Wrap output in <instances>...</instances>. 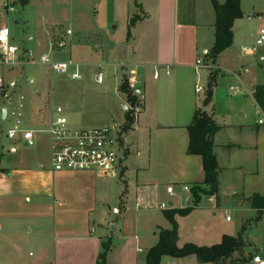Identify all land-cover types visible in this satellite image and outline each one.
Instances as JSON below:
<instances>
[{
  "label": "crops",
  "instance_id": "0c3cea01",
  "mask_svg": "<svg viewBox=\"0 0 264 264\" xmlns=\"http://www.w3.org/2000/svg\"><path fill=\"white\" fill-rule=\"evenodd\" d=\"M6 1L0 0V28L5 26L2 8ZM216 1L220 6L226 2ZM86 8L111 18L121 14L126 16L127 24L131 14L136 12L140 16L132 27L134 35L128 39L134 44L132 50L138 54L144 73L143 86L134 87L141 109L136 111L128 134L136 140V155L133 156L125 137L124 164L118 168L119 182L114 187L107 176H114L115 168L109 173L53 172L50 143L39 144L37 137L47 134L44 125L49 126L52 110L49 115L40 114L36 121L33 101L29 100L24 109L29 127L24 130L35 132L36 145L27 148L20 137L10 147L9 157L5 159L2 154L0 159V169L4 170L0 172V264H97L102 245L107 242L112 246L106 264H146L160 232L172 229L165 213L193 205L192 194L184 192L183 187L203 185L201 157L187 154L188 127L198 110L207 113L220 128L214 137L218 192L202 197L188 215L175 217L177 245L212 247L220 244L224 236L237 238L243 234L244 255L250 258L246 264H252L253 256L264 246L253 232L263 222L264 214L253 208L251 202L254 196L264 198V126L258 124L264 114L254 98L256 89L264 87V65H260L259 74L253 75L245 66L242 72H233L236 87L244 90L242 94L234 95V87H230V93L220 91L218 76L226 78L223 72H229L222 58L234 42L214 65L208 61L217 19L211 0H204L200 11L197 0H64V14L74 25L72 33H92L90 37L101 44L103 31L91 26L78 27L83 20L76 18L82 17ZM243 19L244 15L234 26ZM61 28L58 23L50 24L48 34L53 43ZM259 50L260 61L264 62V47ZM198 60L210 67L204 77V92L200 94L195 88L206 68L196 70ZM129 67L121 68L130 76L135 75L134 71L129 73ZM212 69L217 72L215 87L211 102L205 106ZM150 70L154 71L152 79H148ZM155 73L159 74L157 79ZM28 79L35 82L34 77ZM125 98L127 111H133ZM2 108L0 117L6 120ZM169 187L174 188L173 196L167 192ZM109 188H121V193L116 191L114 203ZM233 198L241 214L233 229L236 233L230 228L233 219L221 220L223 214L230 213L226 207ZM166 203L168 209L161 210L160 206ZM250 212L253 216L247 217ZM29 248H34L36 254L27 255ZM161 264L200 263L190 256L164 257Z\"/></svg>",
  "mask_w": 264,
  "mask_h": 264
},
{
  "label": "rangeland",
  "instance_id": "374dc122",
  "mask_svg": "<svg viewBox=\"0 0 264 264\" xmlns=\"http://www.w3.org/2000/svg\"><path fill=\"white\" fill-rule=\"evenodd\" d=\"M203 1L197 0L199 11L203 8ZM5 6H7V10H5ZM10 8H13L14 11L10 12ZM63 9L64 0H33L25 7L20 6L16 0H8L2 8L3 25L10 29L12 43L20 50L32 52L35 61H38L43 54H48L52 63L73 62L79 64L81 66V80H72V71L67 76H61L53 74L49 66L25 65L26 60L24 58L18 66L0 68V74L5 78L6 84L16 83L15 86L9 87L14 99L17 100L20 96H24L26 103L29 100L33 101L32 112L36 121L39 120L40 114L47 113L49 115L54 107H61L65 110V117L72 129L116 128L121 138L129 139V148L135 156L137 143L132 136L128 135L131 129L124 130L128 111L123 109L126 98L119 90L124 79H127L130 85L132 76L136 78L138 88L143 86L144 73L140 64L141 61L136 57L138 54L136 55L132 50L134 44L128 42L129 37L134 35L132 28H130L129 23L127 24L126 16L118 14L116 18L112 17L114 20L112 21V18L103 12L96 14L95 10L86 8L83 10V16L76 18L83 20L81 24H78V27L87 28L91 26L101 32L103 31L101 44L92 36L90 37L92 33H74L68 38L70 46L58 49L55 47L57 39L64 35L68 27H71L70 30H72L74 26L72 19L66 16V12L64 14L65 9ZM241 10L244 19L236 22L234 26V47L228 55L222 58V64L227 66L229 72H223L226 78H221L220 75L217 80L220 91L225 94L230 93V87L236 88L237 80L233 72L238 74L237 72H242V67L245 66L253 72V75L254 73L259 74L260 65H264V62L260 61L261 52L259 48L254 55L245 54L243 51L244 48H254L260 31L264 29V0H241ZM135 16L136 12L131 14L129 19ZM53 22L62 27L59 32L60 35L56 38V43H53L48 34V28ZM122 66H131L128 71L129 73L134 71L135 75L130 76L125 73L121 68ZM101 71L104 74V82L100 85L96 81V76ZM212 71L216 72L214 69ZM153 72L150 70L148 79H152ZM207 72L208 70L205 69L200 78L199 85L202 88L205 85L204 77ZM28 77H34L35 82H31ZM130 88L133 91L131 85ZM205 97L206 95H204ZM132 108L131 118L135 122L136 111L141 109L140 101ZM8 111L9 116L6 120H2L0 117V159L2 154L5 155V159L9 157L10 147L20 138V135L14 140L8 137V132L16 124L15 117L11 116L12 107H9ZM22 111L24 115V109ZM20 121L21 129L29 127L25 116L20 118ZM48 127L44 125L45 130H48ZM37 137L39 144L49 145L50 140L47 134H39ZM117 154L119 161L115 165L116 173L114 176H107L108 180L112 182V187H114L115 182H119L118 168L124 164L125 159L122 149H117ZM201 188L206 187L201 186ZM109 189L112 192L113 201H111L114 203L116 191L121 193V188ZM229 201L230 204L226 208L230 210V213L223 214L221 220H225L227 217L233 219L230 228L232 233H236L233 229L240 222L241 214L235 199ZM246 216L252 217L253 214L250 212ZM258 216H260L259 213ZM253 232L264 243V219L262 223L255 226ZM114 245H116L115 242ZM29 253L35 255L36 250L29 248L27 255Z\"/></svg>",
  "mask_w": 264,
  "mask_h": 264
},
{
  "label": "built area",
  "instance_id": "2783aa9c",
  "mask_svg": "<svg viewBox=\"0 0 264 264\" xmlns=\"http://www.w3.org/2000/svg\"><path fill=\"white\" fill-rule=\"evenodd\" d=\"M13 12V8L9 9ZM72 31L67 30L65 35L60 38L55 47L63 49L70 46L68 38L72 36ZM264 46V29L259 33L258 40L253 49L244 48L246 53H255L257 48ZM24 58L26 61L24 64L49 66L52 73L61 76H67L71 71L72 80H81L80 73L81 66L73 62L69 63H52L48 54H43L38 61H35L32 52L20 50L11 41V32L7 26L0 28V68L3 67H15L21 64V60ZM210 69L209 66H205L202 60L196 62V70L200 68ZM159 77L158 73H155V78ZM98 84H103L104 74L99 72L96 76ZM137 81L134 78L130 79V85L134 90ZM12 84H6L5 78L0 74V113L1 107H6V118L9 116V107H12L11 116L15 117L16 124L13 129L8 132V137L11 140L16 139L20 135L24 141L26 147L32 148L36 145L35 132L31 130L21 129V121L23 115V109L26 106V100L24 96H20L17 100L14 99L12 93L9 91V87ZM196 93L200 94L204 92V89L197 85ZM231 92L234 95L242 94L244 90L241 87L231 88ZM258 124L264 126V116L260 118ZM50 140L51 149V163L50 167L53 172H102L109 173L113 171L115 165L118 163L119 158L117 149L125 150V138H121L116 128H93V129H72L69 126L68 120L65 117V110L61 107L52 109V117L46 131ZM191 187H183V191L191 193ZM167 192L170 196L174 195V188L169 187ZM161 210H167L168 206L162 204ZM264 214V210H263ZM227 221H231L230 217H227ZM252 264H264V246L253 256Z\"/></svg>",
  "mask_w": 264,
  "mask_h": 264
},
{
  "label": "trees",
  "instance_id": "16d2710c",
  "mask_svg": "<svg viewBox=\"0 0 264 264\" xmlns=\"http://www.w3.org/2000/svg\"><path fill=\"white\" fill-rule=\"evenodd\" d=\"M31 0H16V2L25 7ZM216 10L217 19L215 23V42L208 61L213 65L217 59L228 49L233 46L234 34L233 26L235 21L243 18L241 10V0H226L223 6L218 5L216 0H211ZM140 20V16L136 15L129 22L130 28ZM210 81L208 83L204 105L207 106L212 99L213 89L215 87V72L211 71ZM121 94L127 97L131 106L135 107L138 99L130 88L129 81L124 79L120 86ZM255 101L264 114V87H258L255 92ZM131 112L128 111L125 118L124 130L132 129L134 120L131 118ZM220 128L214 120L203 110L195 113L193 123L188 127L189 146L187 154L190 156L201 157L204 171V182L201 186H193L191 194L193 196V205L184 210H170L165 213L166 219L171 223V230H163L159 234V241L147 255L146 264H161L164 257L172 259H184L190 256L196 257L200 264H246L250 258L245 254V240L243 234L237 238L224 236L220 244L212 247H199L194 244H186L179 248L178 243V225L175 220L177 215L186 216L193 211L201 201L202 197H212L218 192L219 185V168L214 153V137ZM0 172L4 170L0 169ZM252 207L260 213L264 210V198L254 196L252 198ZM111 242L102 245V252L98 257L97 264H106L108 253L111 250ZM244 255V256H242Z\"/></svg>",
  "mask_w": 264,
  "mask_h": 264
},
{
  "label": "water",
  "instance_id": "95a60500",
  "mask_svg": "<svg viewBox=\"0 0 264 264\" xmlns=\"http://www.w3.org/2000/svg\"><path fill=\"white\" fill-rule=\"evenodd\" d=\"M123 109L125 111H127L128 110V107L126 105H123ZM2 114H3V118H4L6 116V107H3L2 108Z\"/></svg>",
  "mask_w": 264,
  "mask_h": 264
}]
</instances>
